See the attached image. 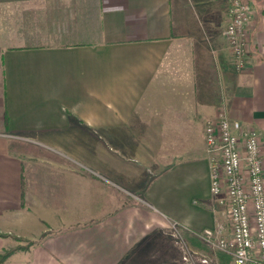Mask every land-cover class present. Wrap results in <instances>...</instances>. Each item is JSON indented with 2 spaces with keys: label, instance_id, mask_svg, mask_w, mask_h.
Here are the masks:
<instances>
[{
  "label": "crops",
  "instance_id": "1",
  "mask_svg": "<svg viewBox=\"0 0 264 264\" xmlns=\"http://www.w3.org/2000/svg\"><path fill=\"white\" fill-rule=\"evenodd\" d=\"M250 1L238 68L232 0H0V264H178L173 221L208 264H232L201 237L226 212L205 128L225 109L264 156Z\"/></svg>",
  "mask_w": 264,
  "mask_h": 264
},
{
  "label": "built area",
  "instance_id": "2",
  "mask_svg": "<svg viewBox=\"0 0 264 264\" xmlns=\"http://www.w3.org/2000/svg\"><path fill=\"white\" fill-rule=\"evenodd\" d=\"M226 28L238 68L246 66L250 50L253 7L250 0H232ZM211 192L226 204L228 228H206L201 237L232 257V264H264V156L260 135L222 109L205 128ZM176 221L173 235L180 234ZM189 251L186 264H208Z\"/></svg>",
  "mask_w": 264,
  "mask_h": 264
},
{
  "label": "rangeland",
  "instance_id": "3",
  "mask_svg": "<svg viewBox=\"0 0 264 264\" xmlns=\"http://www.w3.org/2000/svg\"><path fill=\"white\" fill-rule=\"evenodd\" d=\"M20 137H23L22 140L24 142H27V136H25V137L24 136H20ZM225 210H226V204H225ZM219 222L220 223L217 224L213 228H222V229H224L223 231L225 232L226 228H228V226H229L228 222H227L226 212H225V215L222 217V219ZM178 229H179V232H180L179 236L177 234L173 235L175 237V239L177 240L178 244H179V248L182 251V258H181V260H180V262L178 264H186V262L184 261L183 257L189 251H193V249L190 247V245L187 244V241H186V238H185V235H184L185 234L184 228L182 226H178ZM201 233H203V232H201ZM172 234H174V233L172 232ZM202 240L212 250V253L218 256V258H220V256H221L222 259H225L227 255L229 256V254H227L226 252H224V251H222V250H220V249H218L216 247H212L211 245H209L203 238H202ZM197 257H199V253H198ZM209 260H210V258H209Z\"/></svg>",
  "mask_w": 264,
  "mask_h": 264
},
{
  "label": "trees",
  "instance_id": "4",
  "mask_svg": "<svg viewBox=\"0 0 264 264\" xmlns=\"http://www.w3.org/2000/svg\"><path fill=\"white\" fill-rule=\"evenodd\" d=\"M7 234L0 232V236H6ZM12 250L6 251L4 254L0 255V262H2L10 253Z\"/></svg>",
  "mask_w": 264,
  "mask_h": 264
}]
</instances>
